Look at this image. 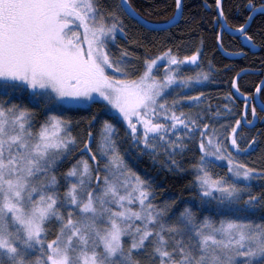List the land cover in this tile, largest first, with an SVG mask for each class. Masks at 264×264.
<instances>
[{
  "label": "snow or ice",
  "instance_id": "obj_1",
  "mask_svg": "<svg viewBox=\"0 0 264 264\" xmlns=\"http://www.w3.org/2000/svg\"><path fill=\"white\" fill-rule=\"evenodd\" d=\"M234 8L215 0L216 47L264 53V0ZM161 31L130 0H0V264H264V77L213 111L215 65L184 75L202 47Z\"/></svg>",
  "mask_w": 264,
  "mask_h": 264
},
{
  "label": "trees",
  "instance_id": "obj_2",
  "mask_svg": "<svg viewBox=\"0 0 264 264\" xmlns=\"http://www.w3.org/2000/svg\"><path fill=\"white\" fill-rule=\"evenodd\" d=\"M184 2V14L180 18L179 23L172 27L166 28L165 31L158 33H150V36H156L159 40H163L165 36L169 33L172 35V39L165 42V47L171 45L175 47L180 45L179 55L182 58L185 54H191L198 45L202 47L203 55L201 57L200 64L203 67L197 66H185L182 70L184 75H195L196 72H200L206 69L208 62L211 60L218 70L215 73V79L213 81H205L200 87L195 89V92H203L205 94V99L202 105H207L211 103L213 105V111H215V106L223 104L226 102L222 97L229 91H234L230 88V78L236 74L240 69H246V74H241L239 78V83L242 86V90L254 91L255 85L260 83L261 78L264 77V67L261 66V62L264 61V53L258 49H253L249 52L247 58L243 57H228L226 53L220 51L215 44V33L211 27H209V22L216 15L215 12V0H183ZM243 0H225L226 11L231 10L230 23L242 22V18L235 13L234 6L236 4L242 3ZM130 3L134 8H136L143 17L151 22H166L168 17L172 16L173 11H175L173 0H130ZM208 5V7H205ZM203 20L204 23H200L199 27H195L194 24L185 23V21H200ZM259 16H257V22L259 21ZM134 24V21H130ZM257 24L253 23V31L256 30ZM189 28L193 31L189 32ZM219 28V25H216ZM137 31H142L137 26ZM202 41V44H201ZM243 41L240 39L233 40L231 36L226 35L224 40V46L229 49V51L238 50ZM259 43V41H257ZM155 52V48L150 49ZM245 51H248L245 48ZM141 56L143 55V50H140ZM224 65H230L231 70L229 72H223L222 68ZM160 65L159 68H161ZM160 73V69L158 71ZM174 93L180 92L184 95H194L195 92H182L180 89L176 88L173 90ZM239 96V93H236ZM170 99L172 97H169ZM188 105H185V110H188ZM243 109V101L240 100L234 106H232L233 113L236 118H239L240 111ZM248 118L251 119V113L249 109ZM234 123V120L232 121ZM223 123V121H221ZM258 129H264V124L260 122L256 123V127L251 129L253 134L256 133ZM241 131L247 132L249 129L242 128ZM260 142L264 145V136L260 137ZM259 155V152L253 154L250 159H254ZM161 176L164 175L163 172L160 173ZM167 183L172 184L173 181L170 179ZM182 183V181H181Z\"/></svg>",
  "mask_w": 264,
  "mask_h": 264
},
{
  "label": "water",
  "instance_id": "obj_3",
  "mask_svg": "<svg viewBox=\"0 0 264 264\" xmlns=\"http://www.w3.org/2000/svg\"><path fill=\"white\" fill-rule=\"evenodd\" d=\"M180 18L181 17H179V20H180ZM145 19V18H144ZM146 20V19H145ZM146 21H148V20H146ZM148 22H150L154 27H163V28H167V26H166V22H161V23H157V22H151V21H148Z\"/></svg>",
  "mask_w": 264,
  "mask_h": 264
},
{
  "label": "rangeland",
  "instance_id": "obj_4",
  "mask_svg": "<svg viewBox=\"0 0 264 264\" xmlns=\"http://www.w3.org/2000/svg\"><path fill=\"white\" fill-rule=\"evenodd\" d=\"M160 65H162V67L159 68L160 69V73H157V74H161L163 72V64H160Z\"/></svg>",
  "mask_w": 264,
  "mask_h": 264
}]
</instances>
